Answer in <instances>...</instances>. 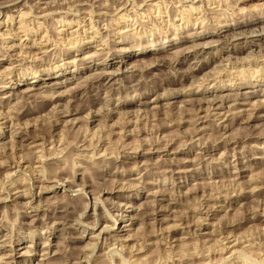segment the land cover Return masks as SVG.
<instances>
[{
  "label": "rangeland",
  "instance_id": "obj_1",
  "mask_svg": "<svg viewBox=\"0 0 264 264\" xmlns=\"http://www.w3.org/2000/svg\"><path fill=\"white\" fill-rule=\"evenodd\" d=\"M162 1L0 0V264H264V0Z\"/></svg>",
  "mask_w": 264,
  "mask_h": 264
},
{
  "label": "bare ground",
  "instance_id": "obj_2",
  "mask_svg": "<svg viewBox=\"0 0 264 264\" xmlns=\"http://www.w3.org/2000/svg\"><path fill=\"white\" fill-rule=\"evenodd\" d=\"M13 1V0H12ZM145 1L146 0H141V2L140 3H137V5H135V4H133V5H131V6H133V8L132 7H130V8H132V10L134 9L135 10V6H138V5H141L142 3H145ZM188 1H190L191 2V0H188ZM195 2H199L200 0H194ZM193 1V2H194ZM210 1L211 0H207V2L208 3H210ZM163 3H165L164 5L162 4V6L160 7V6H157L156 7V9H158V14L159 15H161L162 13L166 16V17H169V19L170 20H174L175 19V17L176 16H180V18L178 19L179 21H181V22H183L184 24H186V25H189V23H192V21H195V22H193V24H191V25H189V26H191V27H193L194 28V26L196 25V21L198 20V18H196V16H195V18H192V14L193 13H197V14H199V12H203L202 13V17H200V18H202L201 19V22H199V24H202V23H204V30L205 31H210V28H212V26H213V28L214 29H216L217 28V30H219L218 28L220 27H216V24L215 25H213V24H211V23H213V21H214V19H213V21H211V22H209L208 23V16H207V14H206V11L205 10H207V12L210 10V12H211V10H214V9H216V8H209V6H210V4H212V3H210V4H208L206 7H207V9H205V10H203L202 8H200L199 9V7L201 6V5H198V6H196V7H193V5L192 6H190V7H188V9L187 10H182V8L179 6V10L178 9H176L174 6H172V4H175V3H171L169 0H165V1H162ZM171 3V6L170 7H168V4L169 3ZM177 2H182L181 0H176V3ZM184 2H186V0L184 1ZM98 3V2H97ZM3 4V3H2ZM146 4V3H145ZM123 5V4H122ZM126 5V4H125ZM129 5V6H130ZM2 6V5H1ZM6 6V5H5ZM100 6V5H99ZM149 7L150 6H152L151 4H149L148 5ZM84 7V6H83ZM104 7V6H103ZM125 7V6H124ZM123 7V8H124ZM139 7V6H138ZM55 8V7H54ZM97 8V7H96ZM115 8V7H114ZM152 8V7H151ZM168 8V9H167ZM175 8V9H174ZM204 8V7H203ZM59 9V8H58ZM118 9V8H117ZM29 10V9H28ZM80 10V9H79ZM79 10H76V11H78V12H80ZM82 10V9H81ZM129 9H127L125 12H127ZM197 10H199V11H197ZM49 11V10H48ZM84 11V10H83ZM114 11H115V9H114ZM149 11H150V9H149ZM216 11H217V9H216ZM216 11H213V14H215V12ZM220 11V10H219ZM218 11V13L220 14V12ZM223 11V10H222ZM31 12V11H30ZM47 12V11H46ZM56 12V11H55ZM86 12V11H85ZM102 12V11H101ZM129 12H130V10H129ZM153 12H155V11H153ZM209 12V13H210ZM224 12V11H223ZM90 13V12H89ZM106 13V12H105ZM208 13V14H209ZM225 13V12H224ZM40 14V13H39ZM50 14V13H49ZM129 14V13H128ZM132 14V13H131ZM157 14V15H158ZM239 14V13H238ZM35 15V14H34ZM47 15V14H46ZM78 15V14H77ZM87 15V14H86ZM93 15V14H92ZM125 15V14H124ZM68 16V15H67ZM118 16V15H117ZM122 16V20H124L123 19V15H121ZM13 17V16H12ZM11 17V18H12ZM45 17V16H44ZM61 17V16H60ZM90 18L92 17V16H89ZM95 17V16H94ZM161 17H163V16H159L158 18H161ZM237 17V16H236ZM7 18H9L10 19V16H8ZM65 17H63V19H64ZM90 18H88V20L89 21H91L92 19H90ZM120 18H119V21H120ZM157 18V17H156ZM156 18H153V21L150 23V26H149V24L148 23H146V22H143L142 21V23H140V21H138L139 23L137 24V28L139 27V31H135L133 34L132 33H130L132 30H130V32H128V31H126V33H121V35H119V37L120 38H122V39H125V37H126V35H128V36H134V35H139V34H144V33H146V32H150L151 33V35H153V34H155V30H158L159 32H164L163 31V28L162 29H159V27H161L160 26V24L161 23H159L158 22V19H156ZM225 18V17H224ZM53 19V18H52ZM66 19V18H65ZM83 19H85V18H83ZM109 19H111V18H109ZM29 20V19H28ZM68 20V19H67ZM73 20V21H72ZM139 20V19H138ZM142 20V19H141ZM169 20V21H170ZM212 20V19H211ZM217 20V19H216ZM260 20V19H259ZM58 23H60V25H62V24H64V25H67L68 26V24L70 25V24H77V25H79L80 23L78 22V23H75V22H77V20L75 19L74 20V18H71L70 20H68V21H64V20H56ZM56 21H55V23H56ZM113 21V20H112ZM116 21V20H115ZM118 21V22H119ZM125 21V20H124ZM127 21V20H126ZM125 21V22H126ZM205 21V22H204ZM10 22H12V19L10 20ZM34 22V21H33ZM118 22L117 23H115L116 25L118 24ZM137 22V21H136ZM242 22V21H241ZM247 22V21H246ZM109 23H110V21H109ZM112 23V22H111ZM18 24H19V28H26L25 27V22H24V25H23V22H18ZM96 24V23H95ZM134 24H135V22H134ZM133 24V25H134ZM166 23H164V25H165ZM21 25V26H20ZM28 25V24H27ZM49 25V24H48ZM132 24H129V25H124L123 26V28H126V27H131V26H133ZM88 26V25H87ZM90 26V25H89ZM107 26V25H106ZM170 26V25H169ZM203 26H201V27H203ZM215 26V27H214ZM223 26H225V24L223 25ZM96 26L93 24L91 27H89V28H95ZM183 27H185V28H188V26H183ZM38 28H40V26L38 27ZM103 28V27H102ZM109 28V27H108ZM96 29L97 30H94V31H92L95 35L96 34H98L99 32H100V30H98V28L96 27ZM101 29V28H100ZM106 29V28H105ZM116 29V28H115ZM173 29H176V30H180V29H182V27L180 28V26H178V25H176L175 24V26H173ZM191 29V28H190ZM19 30V29H18ZM28 30V29H27ZM27 30H23V32H24V36L25 35H28V34H32V32H35V33H37V31H38V29L37 30H35V31H31V30H29V31H31V32H28ZM46 30V29H45ZM55 30V29H54ZM87 30H88V28H87ZM86 30V31H87ZM108 30V29H107ZM243 30V29H242ZM51 31V30H50ZM85 31V32H86ZM115 31V30H114ZM113 31V32H114ZM167 31V30H166ZM165 31V32H166ZM203 31V30H202ZM254 31V30H253ZM106 32V31H105ZM108 32V31H107ZM112 32V31H111ZM204 32V31H203ZM214 32V31H213ZM14 33V32H13ZM17 33V32H16ZM52 33H53V31H52ZM55 33L56 34H59L58 33V31H55ZM69 33V32H68ZM101 33V32H100ZM119 32H117V33H115L116 35L118 34ZM156 33H157V31H156ZM196 33V32H195ZM8 34V33H7ZM72 34V33H71ZM70 34V35H71ZM107 34V33H106ZM108 34H109V32H108ZM190 34V33H189ZM193 34V33H192ZM17 35V34H16ZM33 35V34H32ZM106 36V35H105ZM125 36V37H124ZM187 36H190V35H187ZM186 36V37H187ZM192 36V35H191ZM233 36V35H232ZM4 37V36H3ZM5 37H7V35L5 36ZM49 37H50V35H49ZM16 38V37H15ZM82 38V37H81ZM103 38V37H102ZM132 38V37H131ZM235 38V37H234ZM93 39V38H92ZM127 39H129V38H127ZM30 40V39H29ZM55 40V39H54ZM46 41H49V39L47 38V40ZM56 41V43H57V41H58V39H56L55 40ZM64 41V40H63ZM61 43V42H60ZM73 43V42H72ZM89 43H94V39L91 41V42H89ZM108 43V42H107ZM37 44H39V43H37ZM36 43H35V45H34V42H33V45L34 46H36L37 45ZM51 44V43H50ZM75 44V43H74ZM24 45V44H23ZM61 45V44H60ZM105 45V44H104ZM205 45V44H204ZM22 46V45H21ZM199 46V45H198ZM203 46V45H202ZM138 47V46H137ZM35 48V47H34ZM196 48V47H195ZM53 50V49H52ZM75 50V49H74ZM7 51V50H6ZM23 51V50H22ZM20 53V52H19ZM26 54H28V53H26ZM30 54V53H29ZM23 55V54H22ZM33 57V56H32ZM151 64V63H150ZM155 66V65H154ZM153 66V67H154ZM203 68V65L202 66H199L198 68H197V71H200L201 69ZM43 71H45V70H43ZM193 71V70H192ZM45 72H47V71H45ZM9 73V72H8ZM191 73V72H190ZM242 73V72H241ZM255 73V72H254ZM1 74V73H0ZM11 74V73H10ZM103 74V73H102ZM114 72H112V73H110L109 75H111V76H114ZM101 77V76H100ZM103 77V76H102ZM97 78V77H96ZM216 78V77H215ZM100 79V78H99ZM98 79V80H99ZM239 79V78H238ZM241 79V78H240ZM97 80V79H96ZM161 80H162V78H161ZM243 80V79H242ZM91 81V80H90ZM159 81V80H158ZM168 81V80H167ZM170 81H172V80H170ZM227 81V80H226ZM161 82V81H160ZM165 83H166V81H165ZM155 84V83H154ZM159 84V83H158ZM138 85V84H137ZM159 85H161V84H159ZM85 86V85H84ZM135 86V85H134ZM207 86V85H206ZM133 87V86H132ZM75 88V87H74ZM77 88V87H76ZM76 90V89H75ZM78 91H79V88L77 89ZM193 91V90H192ZM147 92H149V91H147ZM146 92V93H147ZM150 93V92H149ZM193 93V92H192ZM94 94H96V93H94ZM144 94V93H143ZM144 95H146V94H144ZM48 96V95H47ZM88 96V95H87ZM90 96V95H89ZM138 96V95H137ZM27 97H29V98H31L30 96H27ZM26 97V99H28ZM86 97V96H85ZM92 97H93V95H92ZM44 98H46V97H44ZM88 98V97H87ZM25 99V100H26ZM78 99V98H77ZM29 100V99H28ZM34 101L36 100V99H33ZM43 100H46V99H43ZM48 100V99H47ZM84 100V99H83ZM89 100V99H88ZM87 100V101H88ZM94 100V99H93ZM31 101H32V99H31ZM73 101V100H72ZM223 101V100H222ZM25 102V101H24ZM27 102H30V101H27ZM27 102H25V103H27ZM89 102V101H88ZM259 102V101H258ZM2 103V102H1ZM24 103V104H25ZM23 104V105H24ZM79 104H81V103H79ZM82 104H83V102H82ZM243 104V103H242ZM261 103H259V105H260ZM22 105V106H23ZM89 105H91V104H89ZM256 105V104H255ZM263 105V104H262ZM262 105H260L261 106V108H263V106ZM0 106H2V105H0ZM25 106V108L27 107L26 105H24ZM233 106V105H232ZM256 106H258V105H256ZM38 107V106H37ZM41 107V106H40ZM90 107V106H89ZM254 108H255V106H253ZM18 108H20V107H18ZM43 108V107H42ZM254 108H251V109H254ZM259 108V107H258ZM258 108H255L254 109V111L255 110H257ZM21 109H22V107H21ZM35 109V108H34ZM33 109V110H34ZM41 109V108H40ZM71 109V108H70ZM88 109V108H87ZM245 109V108H244ZM243 109V110H244ZM17 110V109H16ZM24 110V109H23ZM27 110V109H26ZM25 110V111H26ZM19 111V110H18ZM21 111V110H20ZM13 112V111H12ZM31 112V111H30ZM187 112V111H186ZM264 112V111H263ZM14 113V112H13ZM18 113V112H17ZM21 113V112H20ZM241 113H243V112H241ZM253 113V112H252ZM252 113H249V114H247V115H245V114H239L238 115V113H237V115H238V117L240 118L241 116H243L244 118L246 117V118H248V119H250V118H252L253 117V115H254V113L252 114ZM14 114H16V112L14 113ZM188 114V113H187ZM213 115V116H219V114L218 113H209L208 112V115ZM256 114V113H255ZM16 115H18V114H16ZM232 115H234V113L232 114ZM88 116V115H87ZM96 115L94 114V113H91V116H90V118L89 119H92V118H94ZM9 117V116H8ZM17 117V116H16ZM23 117V116H22ZM255 117V116H254ZM2 118H6V115L5 116H3ZM1 118V119H2ZM10 118V117H9ZM236 118H237V116H236ZM256 118V117H255ZM11 119V118H10ZM9 119V120H10ZM197 119V118H196ZM198 119H200L199 117H198ZM218 119V118H217ZM220 119V118H219ZM233 119V118H232ZM235 119V118H234ZM238 119V118H237ZM214 120H216V119H214ZM241 120H243V119H241ZM247 119H245V121H246ZM11 121V120H10ZM217 121V120H216ZM222 121V120H221ZM248 121V120H247ZM246 121V122H247ZM4 122V121H3ZM220 122V121H219ZM244 122V121H243ZM198 123V122H197ZM216 122H214L213 121V124H215ZM13 124V123H12ZM218 124V123H217ZM217 124H215V125H213V126H218ZM248 124V123H247ZM212 126V125H211ZM227 126V125H226ZM1 127V126H0ZM219 127V126H218ZM221 127H223V126H221ZM213 128V127H212ZM201 129V128H200ZM206 130V129H205ZM215 130V129H214ZM217 131V130H216ZM92 143V142H91ZM63 144V143H62ZM84 146V145H83ZM96 154V153H95ZM94 153H92V155L91 156H89V158L88 159H91V160H95V159H93L94 158V155H95ZM11 155V154H10ZM8 156V155H7ZM23 160V159H22ZM86 161V160H85ZM90 162H92V161H90ZM29 187V186H28ZM25 193H21V194H18L17 195V197L16 198H24V197H26V195H24ZM30 197V201L31 200H33V198H31V196H29ZM96 200V199H95ZM98 201V200H97ZM97 201H95V202H97ZM95 205V204H94ZM110 215V214H109ZM108 218V217H107ZM110 221H112V220H110ZM108 228V227H107ZM109 229V228H108ZM58 259H60V258H58ZM123 260V259H122ZM42 264V263H41Z\"/></svg>",
  "mask_w": 264,
  "mask_h": 264
}]
</instances>
